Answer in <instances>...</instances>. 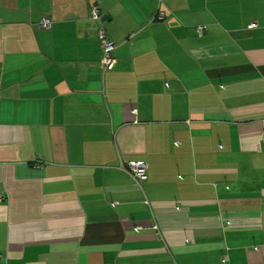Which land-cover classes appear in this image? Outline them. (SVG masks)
Masks as SVG:
<instances>
[{
	"label": "crops",
	"instance_id": "1",
	"mask_svg": "<svg viewBox=\"0 0 264 264\" xmlns=\"http://www.w3.org/2000/svg\"><path fill=\"white\" fill-rule=\"evenodd\" d=\"M0 255L264 264V0H0Z\"/></svg>",
	"mask_w": 264,
	"mask_h": 264
},
{
	"label": "built area",
	"instance_id": "2",
	"mask_svg": "<svg viewBox=\"0 0 264 264\" xmlns=\"http://www.w3.org/2000/svg\"><path fill=\"white\" fill-rule=\"evenodd\" d=\"M92 14L93 16H97V9L94 7L92 8ZM254 25L255 24H251L249 27H253ZM39 26L42 28H49L50 20L48 18H44L40 22ZM198 30L201 31V28H198ZM98 38L102 49V68L109 69L114 65L115 62V59L112 55L114 43L106 36L102 29H100L98 32ZM118 167L128 174L138 185H140V183L146 178L147 164L144 161L119 160Z\"/></svg>",
	"mask_w": 264,
	"mask_h": 264
}]
</instances>
